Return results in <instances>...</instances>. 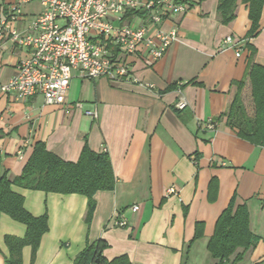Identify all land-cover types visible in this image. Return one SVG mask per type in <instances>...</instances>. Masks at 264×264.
Masks as SVG:
<instances>
[{
  "label": "crops",
  "instance_id": "obj_1",
  "mask_svg": "<svg viewBox=\"0 0 264 264\" xmlns=\"http://www.w3.org/2000/svg\"><path fill=\"white\" fill-rule=\"evenodd\" d=\"M13 1L0 0V17ZM218 3L201 0L164 20L162 29L177 27V39L155 63L143 54L130 58L136 82L107 76L84 80L73 73L64 105L47 104L40 94L20 100L0 90V175L9 181L19 176L35 143L42 142L67 162H76L84 146L106 152L115 178L111 190L93 195L89 222L87 198L81 194L11 185L26 211L47 217L48 229L36 250L22 248V264H73L97 239L106 242L108 261L124 256L130 264H217L207 243L232 201L246 206L249 230L258 241L241 260L233 262L232 255L222 264H264V148L226 124L249 63L264 66V2L251 38H246L248 3L236 0L227 23ZM40 10L37 1L23 5L17 28L25 30ZM125 20L140 22L133 15ZM226 37L238 47L223 46ZM28 55L5 36L0 39V86ZM240 98L251 114L247 79ZM182 99L186 106L177 109ZM87 111H96V117ZM207 119L214 121V130L202 126ZM170 187L176 192L168 194ZM115 219L126 226H115ZM197 225L201 234L195 237ZM25 232L23 223L0 212V264L8 255L5 236L22 238Z\"/></svg>",
  "mask_w": 264,
  "mask_h": 264
},
{
  "label": "built area",
  "instance_id": "obj_2",
  "mask_svg": "<svg viewBox=\"0 0 264 264\" xmlns=\"http://www.w3.org/2000/svg\"><path fill=\"white\" fill-rule=\"evenodd\" d=\"M37 1L41 10L33 16L25 30L17 28L23 5ZM201 0H14L6 15L0 17V39L28 50L27 58L17 65L16 73L0 86L12 91L20 100L37 94L47 104L64 105L73 73L84 80L107 76L113 81L137 80L131 74L130 58L143 54L149 63L163 57L177 39V27L162 29V22L184 14ZM128 11H136L139 24L125 20ZM232 37L223 46L236 47ZM238 47V46H237ZM241 48L235 52L239 57ZM81 107V103H75ZM186 102L176 103L183 109ZM96 117V111H87ZM202 126L215 129L212 119ZM174 187L167 189L175 193ZM132 210L138 209L133 205ZM113 224L126 226L123 219Z\"/></svg>",
  "mask_w": 264,
  "mask_h": 264
},
{
  "label": "trees",
  "instance_id": "obj_3",
  "mask_svg": "<svg viewBox=\"0 0 264 264\" xmlns=\"http://www.w3.org/2000/svg\"><path fill=\"white\" fill-rule=\"evenodd\" d=\"M236 0H219L218 10L224 23L234 17ZM248 3L250 28L246 38L257 33L259 17L264 0H244ZM128 11L125 17L137 14ZM250 84L253 110L248 114L243 106L240 93L246 84ZM226 124L237 130V134L264 148V66L249 63L244 78L237 85V93L227 112ZM114 175L106 152H94L84 146L76 162H67L49 152L42 142L35 143L32 154L19 176L9 181L5 173L0 175V212L23 223L26 227L24 237L6 235L4 240L8 255L4 264H22L21 250L29 245L34 252L42 235L47 231L46 215L35 217L23 207V197L11 190V185L46 193L81 194L87 198L85 221L89 222L95 202L93 195L99 190H111ZM201 231L196 227L195 237ZM258 238L248 227V212L244 204L234 206L233 201L221 213L216 221L213 235L209 238L207 248L217 264L225 263L234 255L233 262L243 258L245 252L253 247ZM107 244L102 239L87 243L75 256L73 264H130L124 257L108 261L103 251ZM241 251L237 252L238 249Z\"/></svg>",
  "mask_w": 264,
  "mask_h": 264
}]
</instances>
